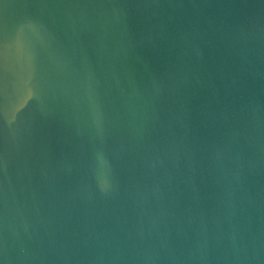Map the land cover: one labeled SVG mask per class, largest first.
Wrapping results in <instances>:
<instances>
[{
    "label": "water",
    "instance_id": "water-1",
    "mask_svg": "<svg viewBox=\"0 0 264 264\" xmlns=\"http://www.w3.org/2000/svg\"><path fill=\"white\" fill-rule=\"evenodd\" d=\"M0 264H264V0H0Z\"/></svg>",
    "mask_w": 264,
    "mask_h": 264
}]
</instances>
